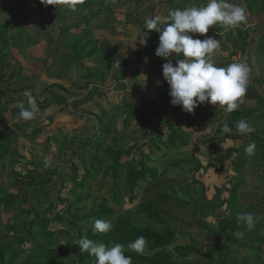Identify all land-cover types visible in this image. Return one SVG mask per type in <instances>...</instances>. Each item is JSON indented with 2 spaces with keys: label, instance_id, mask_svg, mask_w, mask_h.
<instances>
[{
  "label": "trees",
  "instance_id": "obj_1",
  "mask_svg": "<svg viewBox=\"0 0 264 264\" xmlns=\"http://www.w3.org/2000/svg\"><path fill=\"white\" fill-rule=\"evenodd\" d=\"M157 1L161 0H131L128 2L132 3V5H140L144 3H154ZM176 1L177 0H164L163 3L168 5L170 8H173L175 4H177ZM257 1L258 0H245L247 10L251 14H260V11L255 9ZM185 2L188 4V0H185ZM124 3V0H82L76 11H88L91 16H100L103 10H109L111 13H117V11L122 8L119 5H123ZM62 6L65 7L60 4L55 5L56 8L53 6V10L56 12L57 17L61 22H63V14L76 12L70 11L65 7L63 13L61 12ZM42 7L44 9L51 8L49 5L46 6L44 4ZM19 10L24 13H28V17L32 18V20L35 19L34 22L27 19L26 23L40 22L41 11L32 12L29 11L27 6L18 7L0 3V15L6 13L12 14L13 12ZM15 23H17L15 18H9L3 24H0V87L3 86V90L0 91V95L3 96L0 104H2L1 106L3 107L15 104V98L12 95L9 96L7 94V89L9 86L13 85L21 75L16 73L18 69H15L12 66V61H9L7 57V50L10 48L11 42L14 39L13 32H11V30L15 26ZM64 33V30L61 31V34ZM88 34L89 33L87 32V35L82 37V39H77L73 44L68 45V48L73 53L75 64L78 67H84V60L102 55V50L95 47L93 42L88 41ZM83 40H87V42H83ZM260 42L261 47L264 48L263 36ZM244 44V47H246L247 43L244 42ZM104 60L108 62L104 73L107 74L111 71L112 60L111 57L108 56H104ZM89 77L92 78L94 75L89 74V76L85 78ZM252 82V87L254 88V84L258 83V81ZM88 86L89 85L87 84L86 87ZM59 88L64 93L68 94V91L65 88ZM33 90L34 89H28V91L31 92ZM21 92L23 91H18L17 94ZM24 92H27V90ZM256 95V100L264 106V95H260L259 92L256 93ZM250 97L252 98V95H250ZM50 105V103L38 105L40 109L38 114H42L47 111L50 108ZM178 108H180V106H178L177 109ZM127 111L130 115L126 117L124 125L130 124L129 122L134 110L132 108H128ZM197 115L199 119L205 120L208 124L214 113H202L198 111ZM229 115L230 116L226 122L232 129L231 133H222V136L218 138L216 137L215 139L210 138L208 142H215L217 147L223 144L228 145L233 142L234 146L229 147L223 154L218 155L215 159V163L209 162L204 166L195 154H193L194 156L191 160L177 157V159H169L163 162L165 170L162 173V177H167L170 170L181 169L183 165L188 162L194 164L193 169H190L189 171L193 177L196 175L201 177L209 170L214 172H224V170L228 169L229 171L237 174V184L231 190L230 197L228 199H222L221 189L216 188V198L214 204H207L205 197L206 188L204 184L194 179L193 184H198L201 188L199 206L192 205L190 202L180 199L178 196L179 192L175 189L172 191V194L157 191L154 192L155 194L151 198L144 199L142 203L137 206V212L141 214L149 224L137 225L134 219L127 215L117 219L112 224V229L109 232L93 234V225L96 220L100 219L107 221L115 215V211L109 206L108 200L100 198L98 202L94 203L89 215L79 217L73 213H79L82 209V203L89 201L91 197L90 193H81L72 201L67 198L59 197L60 201L64 205L63 211H67V217H63V211L61 210L53 215V221L67 223L66 226L69 229L67 231H58L51 228L52 219L50 217L52 216L51 212L55 207L53 202L50 203L47 215H45V211L42 214H39L31 207L28 210H20L21 212L19 215L13 216L10 220H7L6 224H3L2 216L0 214V225L3 227V234H8L6 240H3L0 237V264H95V257L91 256L88 252H81L76 243L79 239L84 237H87L97 243H104L106 246H112L116 243L124 245V255L132 258V264H264L260 259L261 254L264 251V219H260L258 216L262 211V207L261 205L256 204L246 209H241L238 204V198L240 197L237 193L242 184V178H239L238 175L243 172L247 164V160L250 158V156L245 153V148L249 142H255L256 150L253 156H260L258 165L260 168L264 169V110H261L259 114L252 117L251 120L241 118V110H236L229 113ZM37 116L38 115H36L35 119ZM83 116L84 114L82 117ZM89 116L96 118L99 117L94 114ZM110 116L112 120L115 117V114H110ZM100 118L98 119L97 124L95 121L93 132L89 133L86 130H81L76 134L66 136L64 144L67 146L60 149L63 157L65 152L64 149L67 148L69 155L76 158V160L78 159L77 162L79 161V165H76L73 161L68 162L71 170L75 174L80 171V167L82 168L84 178H82L81 181L78 182L76 176L70 178L75 182L76 188L84 189L85 181L100 171L102 159L99 154L102 148L105 147L104 154L109 157L110 164L105 168L104 176H110L114 182V189L112 191L115 192V199H117V181L122 176H125L126 189H128L131 194L130 200L134 202L137 199V195L135 194L137 189H141L144 186H156L158 182H163L164 180H160L161 173H159V169L155 166V162L158 160L156 159L157 156L154 154V151L163 152L166 150V152H168L169 150H176V152H179L181 148H185L187 146H191V148L195 149L200 148L196 143L194 135L195 132L198 133L195 129V121L193 116L189 113H186L184 122L178 126L168 120L159 118L157 123L151 125V131L146 125L141 127L140 130L142 131L144 138L147 140L145 143L149 146L151 154L146 155L141 152L142 147L140 145V149L137 150L138 155L140 156L138 159L133 158L135 157L133 152L135 149L139 148V145H134L128 150H124L122 147L117 145V141L114 138L112 139L110 145L105 146L107 138L111 134V123L113 122L110 121V124H104L102 126ZM240 120H248V122L258 121L263 127L256 128L257 126H254V132L248 136H242L236 131L235 121ZM185 125L191 129L189 131H185ZM14 126L15 129L21 130L26 125L19 122ZM100 126H102V128ZM40 133H42L41 130H35L33 137L35 138L37 135L39 136ZM68 139H71V142L68 143ZM11 142L12 141L8 139V135L2 131L0 126V170L1 163L7 156L11 157L14 162L19 164H21L20 160L23 159L17 150H12ZM77 145L83 147L81 150L82 154H79V156L73 153L75 151L71 149V147ZM166 155L167 153H164L161 156V159H165ZM86 156L90 157L89 160H86ZM125 158L126 161L123 162V159ZM158 158H160V156ZM263 173H260L259 175L264 180ZM12 174L20 179L24 177L21 173L13 172ZM46 174L48 177L44 174L38 175L40 178V181L38 182L34 179L35 173L27 172L26 178L28 180L26 181V184L21 182L18 184V189L26 187V192H28L29 190L37 188V185L39 184H41V187L44 188L47 184H51L53 182L52 176L57 174L59 176L58 183L60 185L57 190V194L60 195L65 190L66 176L64 177L60 173L59 168L49 169ZM42 194L45 199H51L50 191ZM29 201L30 193L23 194L22 190H19L17 194H12L5 189L0 188V208H3L4 211L8 209L16 210L18 207L17 203H28ZM159 204H166L168 206L174 205L181 208L191 207L194 213H199L200 215L206 210L214 212L225 206L227 217L223 224L219 227V232L216 233L218 244L214 250L204 252V249L201 246L177 245L176 227L172 224V219L165 215L164 211L158 207ZM75 205L78 207H75ZM32 213L35 214V217L30 219ZM244 213H253L257 218L255 227L251 231H248L244 227L237 226L236 217ZM87 218L94 220L93 225L80 227L78 222L81 220L84 221ZM241 231L244 232V235L242 236L243 239L239 240L240 236L238 233ZM69 232L72 233L73 237H70ZM60 235L65 239V245H62V243L58 240ZM139 236L145 237L147 241L142 254H137L127 247L129 242L134 241ZM225 242H227L229 246L236 244L245 249L247 251L246 257L243 259H227L231 254V250L228 244H224ZM217 252H219V254L216 257ZM195 255L200 256L204 261L200 260L194 262L190 260V258Z\"/></svg>",
  "mask_w": 264,
  "mask_h": 264
},
{
  "label": "crops",
  "instance_id": "obj_2",
  "mask_svg": "<svg viewBox=\"0 0 264 264\" xmlns=\"http://www.w3.org/2000/svg\"><path fill=\"white\" fill-rule=\"evenodd\" d=\"M124 2L123 5H119L122 8L117 13L103 10L100 16H91L88 11L66 14L72 22L64 23L63 18L62 23H54L58 30L55 29L57 32L55 34L59 35L52 41L43 36L42 32L41 39L38 38L37 43H32L33 38L28 37L26 28L30 29L39 23H15L11 32L13 36L16 32L19 34L14 36L7 50V57L12 61V66L15 62L18 64L14 68L18 69L16 73L21 75L13 85L9 86L7 94L15 98V104L17 101L26 103L27 97L24 91L31 92L28 89H34L31 93L38 105H41L39 100H48L51 104L50 108L45 111L50 112L51 115L47 116L44 112L37 113L36 119L25 121L19 118V110L15 104L8 105V107L0 106V126L3 131L1 122L7 124L9 140L22 139L26 135L33 137L34 131L38 129L42 133L35 137L37 140L52 138V140L63 143L66 136L76 134L81 130L89 131L88 128L92 129L91 120L89 121L92 117L89 115L96 113L100 116L103 114L102 109L106 113L109 112L111 115L114 113L120 119L122 118L120 133L123 134L125 133V119L130 115L128 108L134 110L129 123L138 124L140 128L146 125L150 131L151 125L157 123L159 118L168 120L176 126L184 122L186 112L182 107L177 109L178 106L170 103V87L163 78V64L168 60L154 57L159 44V34L152 31L146 45H142L139 41L143 31H147L144 30L147 18L157 15L163 17L167 15L169 9L183 10L188 4L185 0H177V4L170 8L163 3L164 0L140 5H132L125 0ZM43 24L45 23H41V27ZM221 28L223 27L217 25L215 28H210L207 33V36L214 37L220 42V47L213 53L212 60L215 66L225 68L234 62L246 63L251 69L246 92L251 93L252 81L261 82L257 79L256 70L253 69L255 59L251 56L252 51H250L251 55L247 53V49L252 46L248 43L250 35L248 36L245 30H225L224 28L221 30ZM63 30L65 33L61 34ZM87 32L89 33L88 41L93 42L95 47L102 50V55L86 59L83 61L84 67H78L68 45L73 44L77 39H82ZM192 35L194 39L207 38L199 34ZM21 37L25 39L23 42L25 47L17 49L15 42L16 44L21 42ZM47 41L49 42L46 43ZM244 42L247 43L246 47H244ZM104 56L111 57L112 60L111 71L107 74H104L108 65ZM177 58L182 57H175L173 54L172 62L175 63ZM89 74L94 77L85 78ZM87 84L88 87H86ZM59 87L65 88L68 94L61 91ZM260 90L263 89L260 88ZM18 91L23 92L17 94ZM255 101L253 102L251 98L247 103H241L238 109L242 111L241 118L251 120L259 114V109L264 106L256 99ZM198 111L214 113V115L207 124L205 120L198 118ZM191 115L198 132H195V138L205 136L209 140L222 136L223 124L230 116L229 113H224L207 103L200 105ZM116 116L111 122L116 121ZM19 122L26 125L21 130L14 128V125ZM92 122L94 128L95 121ZM235 122L237 124L238 121ZM190 129L185 125V131ZM48 130L52 132L45 135V131ZM224 146L228 149L233 147L234 143Z\"/></svg>",
  "mask_w": 264,
  "mask_h": 264
},
{
  "label": "rangeland",
  "instance_id": "obj_3",
  "mask_svg": "<svg viewBox=\"0 0 264 264\" xmlns=\"http://www.w3.org/2000/svg\"><path fill=\"white\" fill-rule=\"evenodd\" d=\"M99 1V0H98ZM125 1H131V0H125ZM144 1V0H143ZM228 3L236 4L241 7H243L246 11V22L242 24L240 27L236 28V30H245L247 31L248 36L250 35L248 39V43L251 44L247 49V53L250 54V51H252L251 55L255 59V64L253 63V69L256 70V76L257 79L261 83H257L254 86L255 88H251V93L246 92V95L242 98V103H247V101L251 100L250 95H252L253 102L257 98L256 93L259 92V94L264 95V48L261 47V39L262 36L264 37V0H258L256 2V10L260 11L259 15L251 14L247 10V6L245 4V0H227ZM0 3H4L7 5H14V6H27L29 8V11H36L42 12V15L40 17L39 24H36L35 26L31 27L30 29L26 28V33L28 37H32L31 39L32 43H37L41 39V33L43 36L48 37L49 41H52V39H55L58 37L59 34L55 31V24L54 23H62L58 17L56 12L53 10V6L49 5L50 9H44L42 7V3L40 0H0ZM208 3V0H188V5L186 8L191 7H202L205 6ZM65 10V7L62 6L61 12ZM64 13V12H63ZM9 18H15L17 23L25 24L27 19H30V21L34 22L35 19L32 20V18L28 17V13H24L23 11H15L12 14H2L0 15V24H3L5 21H7ZM64 23H71L72 20H69V16L66 14H63ZM69 20V21H68ZM41 23L43 26L41 27ZM223 28H221L222 30ZM13 30V29H12ZM57 30V29H56ZM58 31V30H57ZM19 33H14V36H17ZM55 34V35H54ZM35 37V38H34ZM21 42H18L15 46L17 49H24L25 47V39L24 37H21ZM252 39V40H251ZM38 40V41H37ZM47 41L46 43H48ZM41 43V42H40ZM264 44V43H263ZM10 60V58H8ZM253 59V61H254ZM13 60V58H12ZM11 61V60H10ZM17 63L13 65L15 67ZM18 66V64L16 65ZM260 88L263 90L261 91ZM258 89V90H257ZM3 90V86L0 87V91ZM3 96L0 95V103L2 102ZM41 102V104L49 103V101H38ZM256 102V101H255ZM253 104V103H252ZM2 104H0L1 106ZM256 105V104H255ZM263 105V104H261ZM260 105V106H261ZM1 108V107H0ZM264 110V107H261L259 111ZM5 111V110H4ZM258 111V110H257ZM256 111V112H257ZM258 111V112H259ZM101 112L106 113L101 110ZM47 116H50V112H44ZM96 116H98L96 113H91ZM90 114V115H91ZM1 116V111H0ZM101 116V118H100ZM99 117H92L89 121L91 128H88L89 133L93 132V122L97 121L100 118L101 125L104 124H110V114L107 112V114H101ZM116 116V115H115ZM107 117V118H103ZM1 119V117H0ZM122 124V118L120 119L119 116H116V121L114 123H111V134L107 138V142L105 146H108L111 144L112 139H116L117 145L119 147H122L124 150H128L129 148L133 147L134 145H139V148L134 150V156L133 158H140L138 155V151L140 149L141 145V152L148 155L150 153L149 146L145 143L147 141L144 138V135L142 131L140 130V127H138V124H129L125 125V133H120V128ZM250 126L254 128V126H257L256 128H262L263 126L259 124L258 121L249 122ZM3 125V131L5 134L7 133V124ZM102 126H100L102 128ZM52 132L51 130L45 131V135L47 133L50 134ZM22 133V132H21ZM218 134V133H216ZM205 137V136H204ZM200 137L196 139V142L198 145H200V148H191V146H187L185 148H181L179 152H176V150H169L166 152L164 150L163 152H156L154 151L155 155L157 156V162H155V166L159 169V173H161V179H164L163 182L160 181L156 184V186H149V187H142L141 189H137L135 194L137 195V199L132 202L130 200L131 194L128 189H126V182H125V176H122L117 181V188H116V194L117 199H115V192L112 191L114 189V182L112 181V178L110 176L106 177L104 176L105 168L110 164L109 157L104 154V148H102L100 152V157L102 159L101 161V168L98 173H95L92 177L87 179L85 181V188H76L75 182L72 181L70 178L73 176H76L78 179V182L84 178V173L82 171V168L80 167V171L78 173H74L71 170V167L69 166V161H73L76 165H79V161L77 162L76 158H73L71 155H69V152L67 151V148L64 149V157L61 155V150L65 146L64 142L61 143V141L52 140V138H46L41 139V141H37V139L30 137V136H23L22 139H11L12 143V150L15 149L18 151V153L22 156L23 159H19L20 163L14 162V160L7 156L4 161L1 163V170H0V188L5 189L9 193L17 194L19 190H22L23 194L30 193V201L27 202H19L17 203L16 210L8 209L3 210V208H0V214L2 216L3 224H6L7 220H10L15 215H19L21 212L20 210H28L29 208H33L37 213L42 214L45 211V215L48 214V210L50 208V203H54V209L51 212L52 216L50 217L52 219V225L51 228L53 230L58 231H67L69 230L66 226L67 223L64 222H54L53 221V215H55L58 211H63L64 205L60 201L59 197L61 198H67L71 201L75 199V197L79 196L81 193L89 192L91 197L89 201H86L82 203V209L79 211V213L74 212V215H77L79 217H83L85 215H89L91 212L92 207L94 206L95 202H98L100 198H105L108 200L109 206L113 208L115 211L114 217L107 220L111 224H113L117 219H119L122 216H131L135 223L137 225H147L149 224L148 221L137 212V206L142 203L144 199L151 198L157 191L160 192H168L172 194V191L175 189L179 192L178 196L180 199L190 202L192 205L199 206V197L201 188L198 184H193V180L196 179L197 181H200L204 184L206 188L205 197H206V203L207 204H214L216 193L215 189H221L222 191V199H228L230 197L231 190L235 187L237 184V174L233 173L232 171H229L228 169L224 170V172H214L212 170H209L206 174H203L201 177L198 175L192 176L189 171L190 169H193L194 164L191 162L185 163L181 169L178 170H170L167 177H162V173L165 170V166L163 165V162L169 159H177V157L181 159H188L191 160L192 157L195 154L202 165H207V163H215V159L218 155L223 154L227 147L224 145L218 146L215 142H208L209 139L205 137ZM50 139V140H49ZM206 140V141H205ZM71 142V139H68V143ZM218 143V142H217ZM62 145V146H61ZM71 149L75 152L77 156L79 154H82L83 147L77 145L71 147ZM66 153V154H65ZM167 153L165 159H161V156ZM86 154V153H84ZM52 157V160L50 162L49 166H45V158L46 157ZM160 156V158H158ZM90 157L86 156V160H89ZM260 156H250V158L247 160V164L243 170V172L238 175L239 178H242V184L238 190V204L241 209H246L252 205H261L262 211L259 213V218L264 219V180L260 177V173L264 172V169L260 168L258 165ZM131 159V158H130ZM126 161V158L123 159V162ZM14 162V163H13ZM34 163V164H32ZM13 165V166H12ZM87 167V166H86ZM59 168L60 173L65 178V190L59 195L57 194V190L59 189V176L56 174L55 176H52L53 182L50 184H47L44 188L41 187V184L37 185V188L29 190L26 192V187H23L22 189H18V184L23 182L26 184V181L28 180L26 178L27 172L35 173L34 179L36 181H40V178L38 175L44 174L48 177L46 174L49 169H55ZM27 171V172H26ZM21 173L23 178H18L14 176L12 173ZM264 174V173H263ZM28 176V175H27ZM31 178V176H30ZM57 179V180H56ZM57 182V183H56ZM171 183V185H170ZM15 184V185H14ZM191 185V186H190ZM226 188V189H225ZM47 191H50V197L51 199H45L43 197L42 193H45ZM55 191V192H54ZM32 197V200H31ZM75 207H78L75 205ZM158 207H160L165 215L169 216L172 219V224L176 227L177 230V245H193V246H201L205 251L208 250H214L216 245L218 244L216 233L219 232V227L223 224L224 220L227 217L226 207L224 206L221 209H218L217 211L211 212L209 210H206L204 213H194L191 207L188 208H181L176 207L174 205H166V204H159ZM5 213H4V212ZM47 212V213H46ZM63 217H67V211H63L62 213ZM35 214L32 213L30 216V219L34 218ZM67 219V218H66ZM94 220L91 218H87L84 221L81 220L79 223L80 227H87L92 226ZM2 225H0V237L3 240H6L8 237V234H3L4 230L2 229ZM157 229V227L155 226ZM7 233V232H6ZM70 233V237H73L72 233ZM243 237L240 236L239 240H242ZM58 240L62 245L66 244L65 239L63 236H59ZM224 244H228L225 242ZM229 246V244H228ZM231 254L227 259L232 258H239L243 259L247 255V251L243 249L242 247L233 244L230 245ZM264 249V246H263ZM219 252H217L216 257L218 256ZM252 256V255H251ZM255 258L254 256H252ZM262 263H264V251L261 254L260 257ZM192 261H202L203 258L200 256H193L190 258ZM204 261V260H203Z\"/></svg>",
  "mask_w": 264,
  "mask_h": 264
},
{
  "label": "clouds",
  "instance_id": "obj_4",
  "mask_svg": "<svg viewBox=\"0 0 264 264\" xmlns=\"http://www.w3.org/2000/svg\"><path fill=\"white\" fill-rule=\"evenodd\" d=\"M44 5H64L70 11H76L82 0H40ZM56 8V7H55ZM246 11L243 7L228 3L227 0H208L202 7L170 9L167 15H159L145 20L140 43L147 44L149 34L155 31L159 34V44L156 56L168 60L163 64V78L169 85L170 103L182 107L189 114L203 104H210L224 113H232L240 108L242 98L246 95L247 81L251 69L246 63L234 62L225 67L215 66L212 55L219 49L220 42L207 36L210 28L220 25L225 30H234L246 22ZM192 34L207 36L194 39ZM182 57L172 62L171 57ZM24 101H17L15 107L19 110V118L31 121L40 111L36 98L31 92L25 93ZM208 129V128H207ZM206 129V130H207ZM227 122L223 124L222 133H231ZM236 131L242 136L254 132V128L246 120L236 124ZM222 147V146H221ZM255 142H249L245 153L255 154ZM52 157L45 158V166H49ZM253 213H244L236 217L237 226L251 231L256 224ZM112 224L105 220H96L93 234L107 233ZM243 236L244 232H239ZM77 245L81 252H88L95 257V264H132V258L124 255V245L116 243L106 246L87 237L79 239ZM147 241L139 236L129 242L128 249L142 254Z\"/></svg>",
  "mask_w": 264,
  "mask_h": 264
},
{
  "label": "built area",
  "instance_id": "obj_5",
  "mask_svg": "<svg viewBox=\"0 0 264 264\" xmlns=\"http://www.w3.org/2000/svg\"><path fill=\"white\" fill-rule=\"evenodd\" d=\"M154 57L157 58V59H162V58H160V57H157L155 53H154Z\"/></svg>",
  "mask_w": 264,
  "mask_h": 264
}]
</instances>
